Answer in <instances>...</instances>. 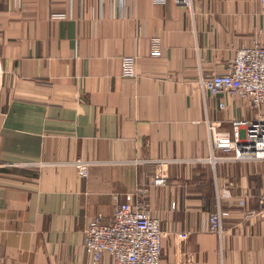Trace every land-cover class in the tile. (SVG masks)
Listing matches in <instances>:
<instances>
[{"label": "crops", "instance_id": "1", "mask_svg": "<svg viewBox=\"0 0 264 264\" xmlns=\"http://www.w3.org/2000/svg\"><path fill=\"white\" fill-rule=\"evenodd\" d=\"M258 41L260 0H0V264H92L87 221L139 201L160 264H264V161L201 160L209 123L256 110L199 81Z\"/></svg>", "mask_w": 264, "mask_h": 264}, {"label": "built area", "instance_id": "2", "mask_svg": "<svg viewBox=\"0 0 264 264\" xmlns=\"http://www.w3.org/2000/svg\"><path fill=\"white\" fill-rule=\"evenodd\" d=\"M165 1L156 0L158 3ZM260 8L264 14V0H260ZM150 55H160V43L156 38L150 41ZM121 74L125 78L135 76L133 56L122 58ZM199 85L213 97H237L256 110L253 119L231 120L230 130H219L209 123V154L201 160L211 165L264 161V42L236 49L234 58L222 72L202 77ZM225 107V103L219 101L218 108L224 110ZM74 165L80 177H87L89 162L77 161ZM162 182L160 177L153 179L154 185ZM259 202L264 209V197ZM208 231L218 235L224 232L218 209L208 215ZM83 235L84 248L92 264H99L103 255L110 257L111 264H160L159 222L149 215L142 201L134 205L114 204L108 221H103L101 214L91 217Z\"/></svg>", "mask_w": 264, "mask_h": 264}]
</instances>
